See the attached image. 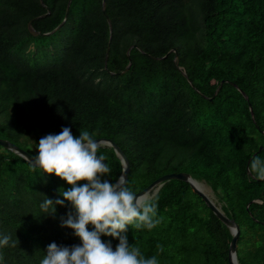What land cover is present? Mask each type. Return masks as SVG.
Wrapping results in <instances>:
<instances>
[{
    "label": "trees",
    "instance_id": "16d2710c",
    "mask_svg": "<svg viewBox=\"0 0 264 264\" xmlns=\"http://www.w3.org/2000/svg\"><path fill=\"white\" fill-rule=\"evenodd\" d=\"M105 1L104 11L103 0H73L67 13L69 0H0V138L35 157L64 127L95 133L124 152L137 194L189 174L239 226V264H264V0ZM101 154L102 180L116 183L121 159L109 146ZM71 187L0 146V236L11 237L0 264H41L53 242L82 244L61 226L70 202L55 215L41 208ZM153 193L161 222L130 225V246L158 264H230V229L189 183Z\"/></svg>",
    "mask_w": 264,
    "mask_h": 264
},
{
    "label": "clouds",
    "instance_id": "9594fccd",
    "mask_svg": "<svg viewBox=\"0 0 264 264\" xmlns=\"http://www.w3.org/2000/svg\"><path fill=\"white\" fill-rule=\"evenodd\" d=\"M94 136L84 130L75 137L69 127H64L59 134L42 137L37 145L34 167L72 185L61 191L64 199L53 202L47 198L41 208L45 213L51 208L50 215H55L56 205L70 202L75 212L70 211L66 219L62 217L61 226L73 229L82 242L72 247L51 243L41 264H158L155 256L145 258L139 247L130 246L127 236L130 225L151 230L161 222L154 196L138 195L127 186L124 176L116 183L102 180L111 174V169L105 156L98 155L99 144ZM260 178L264 179V170ZM89 225L93 230H89ZM102 236L119 240L115 250L111 241L104 242ZM10 241V236H0V247L8 246Z\"/></svg>",
    "mask_w": 264,
    "mask_h": 264
},
{
    "label": "water",
    "instance_id": "95a60500",
    "mask_svg": "<svg viewBox=\"0 0 264 264\" xmlns=\"http://www.w3.org/2000/svg\"><path fill=\"white\" fill-rule=\"evenodd\" d=\"M72 1L73 0H69L67 13L69 11V8L71 6ZM103 7H104V11H105V7H106V1L105 0H103ZM47 15H49V12L47 13ZM107 19L110 22L109 18H107ZM58 29L54 30L51 33H54ZM51 33H49V34H51ZM49 34H47V35H49ZM109 51H110V48L108 47V50H107V53H106V63H107V60H108ZM172 53H175V60H178V58H179L178 49L177 48H173L168 53L167 56H169ZM130 65H131V63L126 68L125 72L129 69ZM183 74L187 77L185 72H183ZM243 94H244L245 98L248 99V96L245 93H243ZM250 110H251L252 118H253V120H255L254 111H253V108H252L251 104H250ZM96 141L98 142L99 146H109V147H112L115 150L116 154L121 159L122 164H123V168L124 169H123L122 176H124L126 178V180H127L128 179V174H129V171H130V163L128 161V158L124 154V152L121 150V148L116 143H114L112 140L97 139ZM0 146L2 148H4L5 150L11 151V152L21 156L28 163L33 165L34 156L29 154L28 152H26L22 148L18 147L17 145L12 143L11 141L0 138ZM261 150L262 149H260L259 153L261 152ZM250 162H251V160L249 161V164H250ZM248 171H249V166H248ZM170 180H179V181H182V182H185V183H189L190 186L192 187V189L194 190V192L197 195H199L204 200V202L206 203L208 208L212 210L214 215L230 229V231H231V233L233 235V239L231 241L230 249H229V262H230V264H239L238 257H237V242H238V239H239V236H240V228H239V226L237 225V223L234 220L228 218L224 214V212L221 210V208L219 206H217L216 203L204 192L203 188L199 187L200 182H198L197 180L192 178L191 175L186 174V173L167 174L165 176H162L158 180H156L154 183H152L148 188H146L142 192L138 193V195L139 194H143V193H151L152 194V192H154L153 194L155 195L160 190V188L164 185V183L167 182V181H170Z\"/></svg>",
    "mask_w": 264,
    "mask_h": 264
},
{
    "label": "rangeland",
    "instance_id": "374dc122",
    "mask_svg": "<svg viewBox=\"0 0 264 264\" xmlns=\"http://www.w3.org/2000/svg\"><path fill=\"white\" fill-rule=\"evenodd\" d=\"M200 185L203 188L204 192L216 203L217 199L211 188L208 185H206L204 182H200Z\"/></svg>",
    "mask_w": 264,
    "mask_h": 264
},
{
    "label": "bare ground",
    "instance_id": "6f19581e",
    "mask_svg": "<svg viewBox=\"0 0 264 264\" xmlns=\"http://www.w3.org/2000/svg\"><path fill=\"white\" fill-rule=\"evenodd\" d=\"M200 188H202L200 185H199Z\"/></svg>",
    "mask_w": 264,
    "mask_h": 264
}]
</instances>
